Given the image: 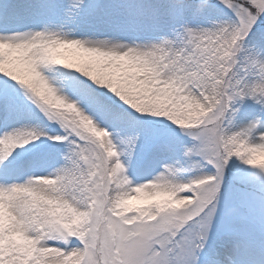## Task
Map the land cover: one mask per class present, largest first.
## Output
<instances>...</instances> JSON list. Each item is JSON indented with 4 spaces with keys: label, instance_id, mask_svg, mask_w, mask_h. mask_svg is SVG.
Instances as JSON below:
<instances>
[{
    "label": "snow or ice",
    "instance_id": "6c2138e0",
    "mask_svg": "<svg viewBox=\"0 0 264 264\" xmlns=\"http://www.w3.org/2000/svg\"><path fill=\"white\" fill-rule=\"evenodd\" d=\"M0 264H264V0H0Z\"/></svg>",
    "mask_w": 264,
    "mask_h": 264
}]
</instances>
